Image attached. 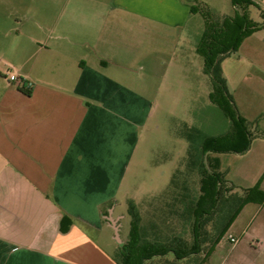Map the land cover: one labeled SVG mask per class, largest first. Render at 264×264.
<instances>
[{
    "label": "crops",
    "instance_id": "crops-1",
    "mask_svg": "<svg viewBox=\"0 0 264 264\" xmlns=\"http://www.w3.org/2000/svg\"><path fill=\"white\" fill-rule=\"evenodd\" d=\"M193 1L220 16L235 12L232 0ZM24 4L30 43L16 48V62L0 55V64H14L0 70V264H116L125 220L119 209L157 196L146 188L136 201L129 184L141 132L158 110L156 83L173 70L188 74L184 54L198 15L186 0ZM247 13L262 24L264 0ZM221 69L232 98L254 77L264 110V25ZM148 75L155 86L137 87ZM21 82L30 96L18 90ZM261 165L245 175L252 184L243 190L264 192ZM218 171L226 179L221 161ZM63 218L71 221L64 232ZM204 264H264V204H245Z\"/></svg>",
    "mask_w": 264,
    "mask_h": 264
},
{
    "label": "rangeland",
    "instance_id": "rangeland-1",
    "mask_svg": "<svg viewBox=\"0 0 264 264\" xmlns=\"http://www.w3.org/2000/svg\"><path fill=\"white\" fill-rule=\"evenodd\" d=\"M24 8V0H0V55L13 62L18 61L16 48L30 43L28 33L22 31ZM195 25L197 29H202L203 19L198 16L191 21L190 42L186 45L189 50L187 55L184 54L188 58L190 70L188 74L184 73V77L173 70L167 78L156 83V87L161 88L157 99L158 110L143 127L129 172L132 198L136 195L134 198L138 201L137 195L146 188H151L157 194L156 197L141 201L139 205L140 224L150 240L178 234L189 243L192 241L191 221L186 208L199 195L200 178L195 170L187 166L189 143L184 137L186 128L196 127L207 135H221L230 126L221 111L209 101L211 82L202 72V58L195 52ZM147 54L152 57V52ZM13 65L12 62L2 63L0 70L7 72ZM153 78L148 75L143 78L145 83L136 86L153 88L155 84H150ZM253 81L254 77L249 76L245 84L232 93L239 114L246 118L253 134L251 151L243 154L209 152L205 158L206 163L211 165L220 164L221 161L222 168L226 169V179L240 191L252 184L244 180L245 175H257L264 162V110L260 109L261 101L258 100L260 89L253 85ZM155 165L161 167L164 174L156 172ZM240 183L243 184L241 187ZM232 193L240 192L235 190ZM119 210L125 220L116 240L124 244L128 241L130 219L125 203ZM202 258L203 255H200L179 264H199ZM173 262L174 257L168 255L149 264Z\"/></svg>",
    "mask_w": 264,
    "mask_h": 264
},
{
    "label": "trees",
    "instance_id": "trees-1",
    "mask_svg": "<svg viewBox=\"0 0 264 264\" xmlns=\"http://www.w3.org/2000/svg\"><path fill=\"white\" fill-rule=\"evenodd\" d=\"M186 1L190 3L191 14L198 15L204 23L200 33L195 35V52L202 58L203 73L211 82L209 101L221 111L230 126L221 135H207L196 127L186 128L184 137L189 143L187 166L195 170L200 178L199 195L186 208L191 221L192 241L189 243L178 234L167 238L148 239L140 224V207L129 201L128 241L120 246L116 264H149L168 255L174 257V262L167 264H179L200 255L203 258L199 264H204L241 208L248 203L264 204V192L258 185L240 191L218 171L219 162L211 165L205 159L209 152L243 154L251 146L253 134L248 121L239 114L229 93L221 64L223 60L237 53L245 39L263 26L264 22L257 24L249 19L247 9L254 5V0H232L235 8L232 16H220L206 5L193 0ZM18 90L27 96L31 95V90L24 82L18 85ZM235 190L240 193L233 194ZM70 224L68 218H63L61 231H66Z\"/></svg>",
    "mask_w": 264,
    "mask_h": 264
},
{
    "label": "built area",
    "instance_id": "built-area-1",
    "mask_svg": "<svg viewBox=\"0 0 264 264\" xmlns=\"http://www.w3.org/2000/svg\"><path fill=\"white\" fill-rule=\"evenodd\" d=\"M9 80L11 81V82H17V78L15 77V76H10L9 77ZM231 240V242L232 243H235L236 241L234 240V239H230Z\"/></svg>",
    "mask_w": 264,
    "mask_h": 264
}]
</instances>
